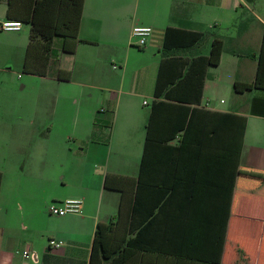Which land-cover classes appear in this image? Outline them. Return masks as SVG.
<instances>
[{
  "label": "crops",
  "instance_id": "0c3cea01",
  "mask_svg": "<svg viewBox=\"0 0 264 264\" xmlns=\"http://www.w3.org/2000/svg\"><path fill=\"white\" fill-rule=\"evenodd\" d=\"M250 1L142 0L139 12V2L135 0L136 10L128 20L126 15L132 7L124 5L123 0H85L79 28L81 41L71 54L62 52L61 39L59 42L55 39L58 57L52 59L50 72L62 69L58 62L67 55L87 66L98 58L101 45L115 47L123 32L126 46L131 50L129 40L138 25L153 27L154 33L147 44L158 49L160 58L140 68L141 83L136 80L131 88H123V73L118 90L105 96L107 110L115 117L111 134L103 125L108 126L112 120L98 113L92 126L73 134L74 145L67 153L68 162L60 166L45 164L34 176L46 203L78 197L82 199L81 211L64 215L49 211L46 233L49 239L45 244H37L35 240L23 243L3 224L0 264H89L97 224L117 221L123 190L128 194L127 237L132 240L129 264H264V90L255 88L238 93L234 89L235 81L250 83L256 78L264 19L256 15L257 26L247 23L240 33L228 35L227 39L213 31L209 45L207 42L204 47L205 30L221 27L230 32L236 16L249 10ZM7 8L8 0H0V23L13 20L6 17ZM168 27L201 32L203 37L190 47L167 51L163 44ZM0 34L6 35L0 46L12 48L24 63L29 38L24 40L22 29L0 30ZM215 37L224 42L221 62L207 69L202 102L198 106L202 111L194 113L192 131L186 136L188 141L182 142L184 130H177L179 119L174 121L171 110L162 108L154 116L151 138L146 142L161 62L171 56L186 60L208 56ZM113 67L116 69L118 65ZM148 91L152 96L150 110L136 122L133 116L136 106L130 97L139 98ZM221 91L235 92L230 107L222 106L223 99H216L215 94ZM143 105H149V101L143 100ZM120 109L124 116L118 126L119 136L114 139ZM215 112L247 117L236 168L232 127ZM24 123L23 118L21 122H4L12 124L16 134L24 128ZM135 126L138 130L133 134ZM36 130L37 134L42 133L41 129ZM39 138L47 145L43 156L52 157L51 137ZM0 170L3 173L1 202L5 170ZM126 219L124 214L120 227ZM136 236L138 239L133 242ZM51 238L61 239L63 243L49 246ZM25 248L31 250V260L23 256Z\"/></svg>",
  "mask_w": 264,
  "mask_h": 264
},
{
  "label": "rangeland",
  "instance_id": "374dc122",
  "mask_svg": "<svg viewBox=\"0 0 264 264\" xmlns=\"http://www.w3.org/2000/svg\"><path fill=\"white\" fill-rule=\"evenodd\" d=\"M141 1L137 0L139 12ZM123 4H130L132 7L129 15H126L130 20L136 10L135 0H123ZM248 5L249 10L236 16L235 25L230 32L221 27L206 29L204 47L207 42L209 45V40L212 39L210 33L213 31L219 33L221 38L227 39L228 35L240 33L247 23L257 26L259 23L256 15L264 19V0H251ZM30 26L29 23H23L22 34L25 41L29 38ZM5 38L6 35L0 34V40ZM59 39L58 37L57 42ZM126 43V35L123 32L115 47L101 45L98 58L91 60L87 66L82 64V60L76 61L71 59L73 56L67 55L69 57H64L58 63L62 69L69 72L68 81L58 79V71L54 68V71L45 77L23 73L21 56L19 57L12 48L0 46V168L5 170L3 198L0 202V231L3 224H7L11 232L23 243H29L31 240H35L37 244L48 243L46 233L49 230V204L45 202L40 188L35 185L34 176L45 164L60 166L68 162L67 153L70 146L74 145L73 134L92 126L98 113L112 120L108 126L103 125L108 134L112 133L115 117L114 113L107 110L105 96H108L110 91L118 90L123 73V88H131L136 80L141 83L143 79L139 73L140 68L160 58L158 49L150 47L149 43L140 49L137 46V38L132 36L129 40L131 50H128ZM228 45L227 42L226 46ZM147 50L148 53L145 54ZM113 65H118V68L115 69ZM215 97L218 101L223 99L222 106L230 107L234 103L235 92L221 91L216 93ZM130 98L136 106L133 116L137 122L141 114L145 115V112L150 110L152 96L148 91L139 98ZM143 100H148L149 105H143ZM122 116L124 113L120 109L114 128V139L119 136L118 126ZM21 118L25 123L23 129L16 131L18 134L14 133L12 124H4L21 122ZM135 127L133 134L138 130V127ZM36 129H41L42 133L37 134ZM41 135L51 137L50 146L54 155L50 158L43 156L47 145L41 143L44 141L39 138Z\"/></svg>",
  "mask_w": 264,
  "mask_h": 264
},
{
  "label": "trees",
  "instance_id": "16d2710c",
  "mask_svg": "<svg viewBox=\"0 0 264 264\" xmlns=\"http://www.w3.org/2000/svg\"><path fill=\"white\" fill-rule=\"evenodd\" d=\"M85 0H8L6 17L20 20L31 25L29 43L23 63V73L48 76L52 59L58 57L55 39H61L60 50L64 53H75L79 38V28ZM203 37V33L176 27H168L165 31L163 47L167 51L187 48ZM224 42L215 37L208 56H198L186 60L171 56L164 59L159 68L149 122L147 123L146 142L151 138L150 127L155 114L162 108L171 110L174 121L179 119L177 130H184L182 142L188 141L186 136L192 131L194 113L202 111L198 106L202 102L207 69L221 62ZM57 78L69 80L68 71L59 69ZM264 90V34L259 56L256 78L253 82L235 81L234 89L243 93L253 89ZM102 112V111H101ZM227 119L232 127V150L235 168L238 166L240 151L243 145L247 117L239 113L215 112ZM96 123V122H95ZM144 164V155L142 159ZM3 174L0 171V191ZM106 185L110 179L106 177ZM128 194L123 190L118 219L100 221L97 224L92 244L89 264H129L132 240L127 237L130 229L129 211L125 208ZM127 217L122 226V217ZM127 224V225H126ZM138 237L133 238V242ZM142 257L141 261L144 262Z\"/></svg>",
  "mask_w": 264,
  "mask_h": 264
},
{
  "label": "built area",
  "instance_id": "2783aa9c",
  "mask_svg": "<svg viewBox=\"0 0 264 264\" xmlns=\"http://www.w3.org/2000/svg\"><path fill=\"white\" fill-rule=\"evenodd\" d=\"M23 22L20 20H5L0 23V30H21ZM154 33V29L151 26L138 25L133 28L132 36L137 38V46L143 48L147 44V40ZM147 104V101H144ZM82 209L81 198H66L61 202H52L49 204V211L56 215H64L68 212H80ZM63 243V240L57 238H51L49 240V246H59ZM25 259H29L32 256V252L29 248L22 250Z\"/></svg>",
  "mask_w": 264,
  "mask_h": 264
}]
</instances>
